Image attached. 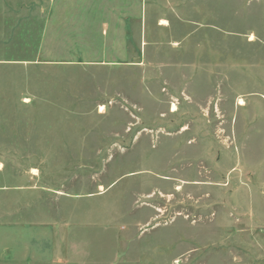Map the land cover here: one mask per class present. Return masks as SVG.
<instances>
[{"label":"rangeland","instance_id":"374dc122","mask_svg":"<svg viewBox=\"0 0 264 264\" xmlns=\"http://www.w3.org/2000/svg\"><path fill=\"white\" fill-rule=\"evenodd\" d=\"M1 167L0 264H264V0H0Z\"/></svg>","mask_w":264,"mask_h":264},{"label":"crops","instance_id":"0c3cea01","mask_svg":"<svg viewBox=\"0 0 264 264\" xmlns=\"http://www.w3.org/2000/svg\"><path fill=\"white\" fill-rule=\"evenodd\" d=\"M56 64H60L63 63L61 60H53V59H21L19 61H15V63L13 64H17V65H24V66H34V65H55ZM57 97H60V94L57 95ZM2 169V167L0 168V170ZM17 190H27L29 192H33L35 194H37V199L35 200L37 203L40 202V204L43 206L42 208H44V203L47 200V197L44 196V193H46V189L44 187H39V186H31V185H27V184H14V185H10V184H5V185H0V192H14ZM49 193V192H48ZM57 194H61L62 191L58 190L57 192L53 193L55 196ZM64 195H66V193H63ZM2 196V195H1ZM58 196V195H57ZM60 196V195H59ZM18 202L16 201L14 198H12L11 196L6 195L5 197H0V215L4 216V215H8L11 216L12 215H16V212L18 210ZM35 202V204H36ZM34 204V203H33ZM32 204V206H33ZM9 207V208H8ZM42 211L38 212V215H42L41 213ZM38 223V224H37ZM36 224L39 226L38 230H37V234H38V240L43 239L44 236L48 235L49 237V246L47 245H43L42 242H38L41 243L38 245V243L35 244V246L33 247V250H31L32 254L30 256L31 259V264H45L47 261L48 256L51 257L52 259H60L59 256V247H60V243L62 240V235L60 233V229L58 228L57 224H55V222H53L51 224L50 221H39L36 222ZM35 224V225H36ZM48 229H50V231H48ZM47 255V256H46ZM18 257V255H17ZM15 256V258H17Z\"/></svg>","mask_w":264,"mask_h":264},{"label":"bare ground","instance_id":"6f19581e","mask_svg":"<svg viewBox=\"0 0 264 264\" xmlns=\"http://www.w3.org/2000/svg\"><path fill=\"white\" fill-rule=\"evenodd\" d=\"M161 23L162 24H164V25H166L167 24V22H166V20H162L161 21ZM252 38V36L250 37V39ZM237 104L238 105H242L243 104V99L242 98H239L238 100H237ZM175 109V104H172V110H174ZM104 110V105H99V112H102ZM36 171V170H35Z\"/></svg>","mask_w":264,"mask_h":264}]
</instances>
